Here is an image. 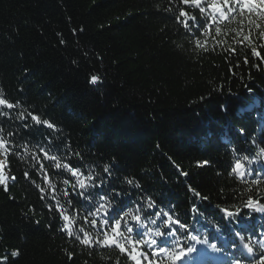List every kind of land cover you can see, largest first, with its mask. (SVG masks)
Masks as SVG:
<instances>
[{"label":"trees","instance_id":"16d2710c","mask_svg":"<svg viewBox=\"0 0 264 264\" xmlns=\"http://www.w3.org/2000/svg\"><path fill=\"white\" fill-rule=\"evenodd\" d=\"M184 8L180 0H0V98L14 105L0 106V136L9 141L8 155L0 154L9 178L7 192L0 185L6 264H132L118 250L75 239L81 228L95 235L88 211L101 195L113 208L123 201L139 210L145 227L132 222L134 230L168 232L165 212L185 224H173L168 239L176 250H202L195 264H214L218 255L221 264L264 257V213L246 207L248 198L264 206V178L252 184L254 177L231 173L236 160L264 169V61L237 42L231 30H239V18L222 23L220 36L215 25L210 35L193 36L178 20ZM185 10L203 22L198 10ZM249 27L245 21V33ZM197 38L208 41L207 51L195 47ZM259 51L264 56V47ZM41 148L57 159H45ZM202 161L211 163L198 166ZM57 162L102 184L86 190L91 201L72 195L76 178ZM57 206L73 217L71 238ZM221 209L242 212L230 218ZM153 259L160 258L149 253Z\"/></svg>","mask_w":264,"mask_h":264},{"label":"snow or ice","instance_id":"6c2138e0","mask_svg":"<svg viewBox=\"0 0 264 264\" xmlns=\"http://www.w3.org/2000/svg\"><path fill=\"white\" fill-rule=\"evenodd\" d=\"M180 2L185 6V8L179 10L178 20L183 24L185 30L193 34V36L210 35L212 25H215V36H220L222 31L220 25L222 23L225 21L234 22L237 21V18H239V30H231L235 32L236 37L238 38L237 42L241 44L247 43L251 49V55L258 60L264 61V56H262L259 51V47H264V43H262L259 47L256 45L257 38L264 42V27H262V25H264V0H180ZM188 8L198 10L203 22H198L196 15H191L189 11L185 10ZM245 21H247V25L250 26L247 33L244 31ZM253 30L257 34L256 37L253 35ZM207 45V40L202 41L199 38L195 39V47L197 49L207 51ZM232 51L235 52V49H232ZM245 63H247V58H245ZM98 80V76L93 75L91 77L92 84H96ZM0 106L12 109L14 105L9 103L6 99L0 98ZM30 118L36 125L41 124V120L37 115L32 114ZM43 124L47 128H54V125L48 121H43ZM28 127V124L24 125L25 130H27ZM2 131L3 129L0 128V132ZM9 135H14V133H9ZM40 151L43 153L45 159H57L55 155L50 156L43 148H41ZM8 152L9 141L3 136H0V154L7 156ZM34 159L38 160L39 158L34 157ZM244 159L248 161L249 165L258 163L257 161L249 159L247 156L244 157ZM210 163V161H202L198 162V166L202 167L209 165ZM62 166L71 173L72 177L76 178L75 184L71 185L73 190L72 195L77 198H83L91 201L92 195H86V190L89 187L100 188L102 187V184L92 185L90 181L94 179L93 176L88 175L85 177L78 168L72 167L69 164L65 163L61 165L57 162L55 165L56 168H60ZM6 167L7 165L5 160H0V185L3 186V190L5 192L8 191L7 181L9 179L5 175ZM41 167L43 166L41 165ZM104 171L108 172V168L105 167ZM231 173H234L237 178L242 181L248 177H254L251 180L252 184H260L262 178H264V169H253L251 167L246 168L245 164L241 160H236L231 168ZM185 175L187 174L185 173ZM24 176L27 178L28 173L25 172ZM11 179L14 181L16 177L12 176ZM47 179V175H45L46 182ZM127 182L129 184L133 183L132 180H128ZM64 183L68 184L69 181L65 180ZM136 186L139 187L138 184ZM77 188L82 191H77ZM189 190L193 191L194 195L198 198L200 197L198 192H195L191 188H189ZM250 190L251 189H249V191ZM64 195L68 196L69 192L66 190ZM99 199L102 202L98 203V206L94 209L90 208L88 211V215L93 217L90 223L91 227L96 229L95 235L93 236L81 228L80 231L84 233L83 237L81 238L79 235L75 236V239L79 240L81 245L89 249L103 248L108 250H118L119 254L127 257V260L131 261L132 264H143L144 261H147L148 264H162L163 257L161 254H165L168 257L169 264H175L176 261H181V264H195L196 256L199 251L198 248L189 245L176 250L173 242L168 239L169 235H175V231L172 230L173 224H179V228H186L185 224L180 223L178 220H173L169 213H164V216L167 217L165 227L169 229L168 232L152 231L150 229L142 232L139 229H143L145 226L140 223L141 216L139 215L138 209L136 214H134L123 201L120 202V207L113 208L112 203L105 195H101ZM112 199H115V197ZM203 199L207 198L205 197ZM257 205H259V201H254L252 198H248L246 201V207L249 209H255L257 212L264 213V206ZM148 206L150 208L154 207L151 201H149ZM49 210H52L51 207ZM56 211L60 214V217H62V220L64 221V223L60 226L61 230L64 231L68 237H73L74 233L71 227L73 224V217L65 214V211L60 206L56 207ZM192 211L198 212L199 209L194 205ZM221 212L230 218L239 217L242 209H237L235 212L227 209H221ZM155 215L159 218L160 213L156 212ZM245 216L249 219L251 218L250 214H245ZM85 222H88L87 217L85 218ZM132 222H135V225H139V229L134 230L135 225ZM155 222V220L152 221L153 224ZM98 223L100 225L99 229H97ZM230 223L240 225V219H232ZM157 237H162V239L158 242L156 239ZM188 239L195 244H201V240L198 239L196 235H190ZM204 243L207 244L206 241ZM211 247L214 249L216 246L212 244ZM243 247L249 254L253 252V249L249 247L247 243H245ZM145 248L147 250H145ZM149 253H151L153 258L160 259L149 260ZM68 255L69 259H73L70 253ZM11 256L13 258L18 257L19 252L13 251L11 252ZM6 260L7 257L0 259V264H6ZM235 264H239V262L237 261ZM258 264H264V257L261 258Z\"/></svg>","mask_w":264,"mask_h":264},{"label":"rangeland","instance_id":"374dc122","mask_svg":"<svg viewBox=\"0 0 264 264\" xmlns=\"http://www.w3.org/2000/svg\"><path fill=\"white\" fill-rule=\"evenodd\" d=\"M262 27H264V25H262ZM163 256V254H161ZM200 255H204V252L202 250L198 251V254L196 256V258H198ZM183 259V258H182ZM212 262L214 264H221L223 262V258L218 255L217 258L213 259ZM177 264H181V261H176Z\"/></svg>","mask_w":264,"mask_h":264},{"label":"water","instance_id":"95a60500","mask_svg":"<svg viewBox=\"0 0 264 264\" xmlns=\"http://www.w3.org/2000/svg\"><path fill=\"white\" fill-rule=\"evenodd\" d=\"M1 160V159H0Z\"/></svg>","mask_w":264,"mask_h":264}]
</instances>
